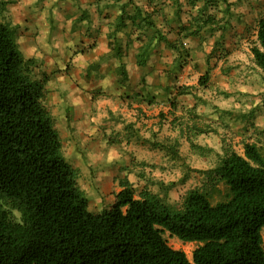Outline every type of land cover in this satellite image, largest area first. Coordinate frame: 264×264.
I'll list each match as a JSON object with an SVG mask.
<instances>
[{
    "label": "trees",
    "instance_id": "1",
    "mask_svg": "<svg viewBox=\"0 0 264 264\" xmlns=\"http://www.w3.org/2000/svg\"><path fill=\"white\" fill-rule=\"evenodd\" d=\"M117 1L120 14L108 34L112 39L108 47L109 55L120 62L115 72L123 84L129 81L123 60L135 43L140 44L134 56L138 69L148 68L164 44L178 54L173 65L179 70L189 56L182 49L185 40L203 31L215 35L226 30L224 16L219 18L217 13L200 12L199 20L179 21L175 27L162 12L161 0H149V9L138 0ZM173 2L179 15L180 0ZM187 2L195 6L199 1ZM130 7L135 11L128 12ZM224 15L233 18L229 12ZM121 30L130 35L125 46L119 40ZM256 37L251 54L264 74V17L257 21ZM222 40L214 42L208 64ZM35 64L19 49L10 28L0 24V264H264L262 147L246 142L242 154L231 148L217 153L213 178L226 189L217 201L208 191L192 189L177 208L148 190L138 195L125 179L114 203L92 213L76 187V170L63 156L60 135L44 104L49 75L37 77ZM209 78L208 70L199 84L207 86ZM161 88L174 110L177 97L193 90L182 85L172 97L174 90L166 84L152 87L153 93L127 97L152 105ZM182 118L176 117L174 124L177 120L183 124ZM189 140L195 147L192 137ZM179 141L152 145L177 158ZM213 186L214 191L220 190ZM165 233L198 243L192 259L172 248Z\"/></svg>",
    "mask_w": 264,
    "mask_h": 264
},
{
    "label": "rangeland",
    "instance_id": "2",
    "mask_svg": "<svg viewBox=\"0 0 264 264\" xmlns=\"http://www.w3.org/2000/svg\"><path fill=\"white\" fill-rule=\"evenodd\" d=\"M80 1L81 0H58V2H53L51 0H0V24H5L10 28L13 39L21 51L22 49L18 40L24 33H27L29 36L37 37L45 46L51 49L55 48V51L58 53L59 51L57 49L62 50L67 57L65 66L71 68L73 65V58L76 54L81 57L83 53L85 59H89L88 61L92 59V61L88 62L91 68L85 70V72L89 73L88 75L86 74V76L84 75V88L75 87V89H78L77 91L80 93V96L87 99L92 98V117L98 118L99 123L101 122L104 124L100 123V130L105 134V136L101 137L103 139V142H100L101 148L98 146L92 147L93 141L90 139L92 137H88L89 140L85 139L83 142L84 145L78 144L71 150L72 132L75 129L73 126L71 127L70 124H72V119L75 118L74 116H76V114L73 111H69L73 101L70 99V96H68L69 94L66 95L63 93L61 89L63 85L59 88L63 98L56 90H48L50 84L53 85L56 83V79L54 80L55 75H49L46 84L47 93L44 104L52 115L55 127L60 135L63 145V156L66 162L71 164L76 170V187L78 191L88 200L89 211L92 213H101L112 204L111 195L115 193L109 194L115 190L112 180L107 181L106 184L98 180L99 176H103L102 170L106 168L115 170V164L117 163L121 165L122 170L126 169L127 157L133 154L132 149H130V141L132 139V134L130 133H132V130L134 131V125L137 124V122H134L135 118L138 117L139 120L143 118L144 121L149 120L148 123L143 121L140 122L145 123V125L150 124V118L146 117L147 113L144 112L142 108L138 109L137 103L134 101L135 98H129L127 95L134 96L136 93H153L154 90H152V87H164L166 84H170V87L174 90L172 94V97H174L175 91L178 87L183 85L192 88V94L181 96L183 98L178 96L177 100L181 103L182 99H186L189 103H192L190 98L200 94L206 95L210 82H208L207 86L203 87L199 84V79L209 69L219 67V64L215 65V61L213 60L215 57L218 58V60L220 59L219 63L224 62V64H222L219 70H215L214 72L220 71L218 75L224 76L226 80L236 81L237 78L242 80L241 74H238L239 72L252 71L251 73L255 75L256 78L264 82V75L257 70L252 62L254 60L250 58L251 48L256 44L255 34L253 32L255 29L254 25L260 17H264V0H211L210 2L212 4L208 1L210 4L207 5L204 3V1L207 0H198L199 2H197L195 6L189 5L187 2L188 0H180L181 10L179 15L175 12L176 7L173 0H166L163 4H160L164 1L161 0L159 4L163 5V9H161L162 12L165 14L168 21L171 22L172 26L175 27L179 25V21L187 23L195 19L199 20L198 15L200 12H203L205 15L208 13H217V17L229 12L235 24V33L231 36L232 39H230V42L234 45H239V49L243 51L245 57L243 67H241L242 65L235 64L238 60H235L234 64L224 66L225 62L228 61L226 59L227 54L223 51L226 50L225 39L222 41L221 45L217 47L216 54L212 56L213 59H210L208 69L205 61L214 46V36L208 31H203L199 36L185 40L186 46L183 45L182 49L187 50L189 56L184 57L186 63L179 70L175 69L173 65V61L178 54L168 49H162L160 52L158 51L157 55L150 61L153 65H149L146 70L138 69L134 63V58H131L133 66L129 68V81L126 82L127 84H123V82H120L121 80H118L119 84L121 85L122 83V86L125 87V90L122 89L121 94L114 97V99H109L113 96V94H109L110 87L105 88L100 84L104 77V73L102 74L98 70L100 63H96L93 60L97 57H101L102 54H104L102 47H108V44L112 41L108 34L112 31L115 19L120 14L118 6L121 3L116 5V3H113V0H99L100 3L106 4L100 6L99 3H96L92 6L93 0H88L89 3L85 6L81 4ZM138 1L139 5L143 6V9L145 7L149 9V7H147L149 0ZM16 8L17 10L25 9V12L21 14V18L18 21L11 15L13 9L15 10ZM132 10V7L127 8L128 12ZM104 13L111 19L109 23L111 25L109 28L110 32L107 34L108 37L105 36L106 38L103 36L101 32L102 28L100 27L104 22H96L97 18L95 17V14L101 16ZM179 16L180 18H177ZM243 20H246V23L250 25V29L242 42L237 43L233 38H240L238 36V31L242 30ZM68 28L71 30L69 31ZM128 33L129 32L126 30L120 31L119 40L123 46L127 44V39L130 36ZM170 35L173 41L178 38L175 34ZM218 35L219 34H216L215 36L218 37ZM139 45V43H135L133 48L130 49L131 52L134 53ZM234 49L237 48L234 46ZM105 60L111 62L109 58ZM43 65L44 61H36L33 70L37 77L46 74L42 73V68H44ZM211 65H215V67L212 68ZM223 67L228 68L223 69ZM68 80H70L69 74ZM68 80H66L67 82L64 85V89L67 90L68 93H71L73 88L71 82ZM77 80H80V76ZM159 92H164V89ZM162 96L165 97L164 94ZM120 97L122 98L121 100H115ZM178 101H176L177 109L175 110L171 105L172 103L170 102V104L167 102V104L171 106V110L169 109L168 111L165 110V112H162L165 116L161 117L159 124L165 125V127H161L159 131L155 132L156 136L153 137L154 141H159L166 146L174 144V141L177 139L175 136L172 137V133L178 132L179 126L188 123V118L190 119L192 115L190 113H185L184 110L181 111L178 107ZM232 103H234V101L228 103V105ZM146 104L147 102L145 101L143 105L146 106ZM225 106L226 105L220 107L219 111L223 110ZM211 108V112H215L217 107L213 106V109ZM156 117L157 116H155V119ZM176 117H183V124L179 125L178 120L176 124H174V119ZM226 118L225 115L220 117L223 123V125L220 126L225 129L224 132H226V134H230L229 130H231L233 126H241L244 130H248V126H254V121L256 119V117H252V115H237L234 118ZM81 119L80 116H77V119L75 118L77 121H81ZM154 126L157 127L158 124ZM139 129L142 130L143 128L140 126ZM171 129L172 132H170ZM124 130H127L126 134H122ZM109 131H111V133H109ZM176 135H178V133H176ZM189 137L191 136L188 135V133L186 136L182 135L179 142L181 143L178 152L179 157L177 158H174L166 150L156 148L157 151H154V153L163 152V154L168 155V158L162 162L160 160L158 163L147 164L145 166L144 175H146V178L141 180H136V178L133 181L135 191L138 195L141 191L148 190L151 193L159 195L166 202L177 208L181 207L185 195L192 189L208 191L213 195L214 201L224 198L226 193L225 187L213 178L214 168L217 163V153H222L228 148L234 149L238 153H243V141L236 134L225 138L215 136L214 139L203 138V136L199 138L198 135H195L192 136L193 145H196L193 147ZM206 140L211 145L215 146L216 149L212 148L210 150V148L206 147L208 145H202V142ZM105 148L109 149V151L113 149L116 150L119 156L117 158L110 156L106 157ZM150 151H152V149H150ZM88 155H97L96 157L99 158L100 156V159L94 160L91 165H75L76 159H78L79 156L82 160L84 156L87 157ZM116 180L120 182L119 178ZM213 185L220 190L214 191ZM106 190H108V192H106ZM99 203L100 206L96 208ZM15 216L17 219L19 218L17 213H15ZM164 237L172 248L184 251L188 258L190 260L192 259V253L198 243L183 242L177 237L171 236L169 233H165Z\"/></svg>",
    "mask_w": 264,
    "mask_h": 264
},
{
    "label": "crops",
    "instance_id": "3",
    "mask_svg": "<svg viewBox=\"0 0 264 264\" xmlns=\"http://www.w3.org/2000/svg\"><path fill=\"white\" fill-rule=\"evenodd\" d=\"M51 1L58 2V0H51ZM165 1L166 0L162 1V3L160 4H163V2ZM80 2L85 6H87V4L89 3L88 0H81ZM96 3H99L100 6L106 4V3H100L99 0H93L91 5L93 6ZM113 3L119 5L118 4L119 2L117 0L115 1L113 0ZM23 12H25V9L17 10L16 8L15 10L13 9L11 15L16 21H18L21 18V14ZM105 14L106 13L102 14L101 16L99 14L98 15L95 14V17L97 18L96 22L98 23L104 22L102 26L100 25V27L102 28L101 32L103 33L104 37L107 36L108 32H110L109 28L111 26L109 24L111 19H109L108 16H106ZM223 16H224V20L226 21V25H225L226 30L219 31L218 33H216L219 34L218 37L215 36L216 34L212 35L214 36V42L219 39H223L222 41L226 39V43H225L226 50L223 51L227 54L226 59L228 61L230 59V61L229 62L226 61L224 66H227L228 64H234L235 60L236 61L238 60V62H236L235 64L242 65L241 67H243V62L245 60L243 51L239 49L240 47L239 45H234L230 42V39H232L231 36L234 35L235 33L234 20L232 18L230 19L228 16L225 15H221L218 17L220 18ZM228 22H230V24ZM242 24H243L242 30L238 31V36L240 38L239 39L233 38V40L236 41L237 43L242 42V40L246 37L250 29V25L246 23V20H243ZM254 28L255 29L253 32L255 34V39L257 40L256 37L257 22L255 23ZM70 30L71 29H69V31ZM189 39H193V38H189ZM18 43L26 58L35 59L36 61L37 60L44 61V65H43L44 68H42L43 71L42 73H46L47 75L50 76L55 75L54 80L56 79L55 84L51 85L49 83L50 85L48 86L49 87L48 90L54 89L62 97L61 94L62 92L59 90V88L61 87V85H63L61 87L63 93L66 95L69 94L68 96H70V99L73 101L72 106L69 108V111L75 112L76 116L74 117L76 119L77 116H80L82 118L81 121H77L74 118L72 119V124H70V126L71 127L73 126L75 129L72 132L73 138L71 141L72 144L71 150L73 149L74 146H77L78 144L84 145L83 142L85 139L89 140L88 137H92L90 138L93 141L92 147L98 146L101 148L100 142H103V139L101 137L105 136V134L102 132V130H100L101 122L99 123V119L92 117L91 114L92 98L90 97L91 99H87L83 96H80V93H78L77 91L78 89H75V87L84 88V83H85L84 75L86 76V74L88 75L89 73V72H85V70L91 68V66L88 65V62L92 61V59L88 61L89 59L86 60L83 53L81 57L78 56V54H76V56L73 58V65L70 68L68 66H65L67 57L65 53L62 52V50L57 49L59 53L56 52L55 48L51 49L50 47L45 46L40 42V40L37 37L29 36L27 35V33H24L22 37L19 38ZM234 46L237 49H234ZM159 48H160V50H158L159 52L162 49L164 50L166 49L164 44L160 45ZM102 51L104 52V54H102L101 57H97L93 61H95L96 63H100V65L98 66V70L102 74L104 73V77L101 80L102 82H100V84L105 88L110 87L109 94H113V96H111L109 99H114V97L119 96L121 94L122 89L125 90V87L119 84L115 72L120 62L116 58H113L112 55H109L110 54L109 47L106 48L102 47ZM134 56H135V52L133 53L130 50L129 56L127 58H124L123 60V63H125L126 70L128 73H130L129 68H132L133 66V61L131 58H134V63H136ZM108 58L110 59L111 62H107L105 60ZM250 58L253 60L252 54H250ZM213 60L215 61V65L219 64V67H215V65H211L212 68L213 67L215 68L209 69L208 66L209 64L207 60L205 61V63L207 64L206 66H208L207 68L210 71V80H209L210 86L209 89L206 91V95L200 94L190 98L192 103H189L186 99L185 100L182 99L181 103L177 100L179 102L178 107L181 109V111L184 110L185 113H190L192 116L190 119L188 118V123L179 126L178 132L172 133V137L175 136L177 140H180L182 135L186 136V134L188 133V135H190L191 137L193 135L194 136L198 135L199 138L203 136V138L214 139L215 136H219V137L221 136L225 138L236 134L243 141V144L246 142H253L263 148L264 147V82H261L258 78H256V76L251 73L252 71L239 72L238 74H241L240 76H242V80L240 78H237L236 81L226 80L224 76L218 75L220 74V71L214 72L215 70H219L222 67V64H224V62L219 63L220 59L218 60V58L216 57ZM252 62L254 66L257 68V70H259L262 73V71L255 65L254 61ZM149 65H153V63H149ZM224 68H228V67H223V69ZM146 69L147 68L145 69L143 68L142 70H146ZM68 74L70 80H68ZM262 75L264 74L262 73ZM79 76H80V80L78 81L77 78ZM66 80L71 82V86L73 88L71 90V93H68V91L64 89L65 87L64 85L67 82ZM163 94L165 95V92H158L156 95L155 104L152 105H149L147 102L145 106L143 105L145 101H141L139 98L134 99V101L137 103L138 109L142 108V110L147 113L146 117L150 118V124L145 125V123L146 122L148 123L149 120L144 121L143 118L141 120H139L138 117L135 118L134 122H137V124L134 125V131L132 130V133H130L132 134L131 135L132 139L130 141V149H132L133 154L127 157L126 169L122 170L121 165L117 163L115 164V168H114L115 170H110L106 168L102 170L103 176H99L98 180L101 183L106 184L107 181L110 180L113 181L115 190L109 193L112 194L115 192L114 194L111 195L112 204L115 201L116 194L121 190L120 182L122 180L128 179L130 183L134 186L133 181L136 178H137L136 180H141L146 178V175H144L145 173L144 168L147 164L158 163V161L160 160L162 162L168 158V155L163 154V152L154 153V151H157L156 150L157 147L152 145V143L154 142L153 137L156 136L155 132L159 131L161 127L162 128L165 127V125L159 124L162 115L163 117L165 116L162 112H165V110L168 111L171 108V106L167 104V99L162 96ZM179 97L183 98L181 96ZM118 99L121 100L122 98L121 97L116 98L115 100ZM232 101H234V103L228 105V103ZM223 105H226L225 108L223 107L224 109L219 111L220 107H222ZM213 106L217 107L215 112H211L210 110L211 107H212L211 109H213ZM223 115L227 117L226 119L234 118L237 115H244V116L252 115V117H256V119L254 121L255 122L254 126L251 127L248 126V130H244V128L241 126L238 127L233 126L232 129L229 130L230 134H226V132H224L225 129L221 128L220 126L223 125L222 121L220 120V117ZM155 116H157L156 119ZM140 121H143L145 123H141ZM155 124H158V126L157 127L154 126ZM140 126L141 128H143L142 130L139 129ZM170 132H172V129L170 130ZM109 133H111V131H109ZM126 133L127 130H124V133L122 134H126ZM176 133H178V135H176ZM137 134L140 135L141 138L143 137L144 139H149L148 140L149 142H146L143 138L139 140ZM202 145H208L206 147L210 148V150L212 148L216 149V147L211 145L207 140L205 142H202ZM150 149H152V151H150ZM104 151L106 157L110 156L113 158H117L119 156L118 152H116V150L114 149L109 151V149L105 148ZM96 156L97 155L94 156L88 155L87 157L84 156L82 160L80 159L79 156L78 159H76L75 165L78 166L82 164L91 165V163L94 160L100 159V156L99 158H97ZM117 178L120 179V182L116 180ZM108 190H106V192H108ZM100 203L97 204L96 208L100 206Z\"/></svg>",
    "mask_w": 264,
    "mask_h": 264
}]
</instances>
